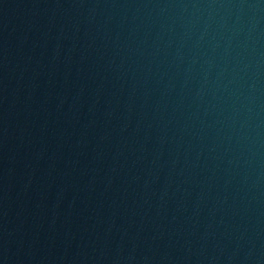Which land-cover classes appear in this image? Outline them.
<instances>
[{
	"label": "water",
	"instance_id": "obj_1",
	"mask_svg": "<svg viewBox=\"0 0 264 264\" xmlns=\"http://www.w3.org/2000/svg\"><path fill=\"white\" fill-rule=\"evenodd\" d=\"M0 264H264V0H0Z\"/></svg>",
	"mask_w": 264,
	"mask_h": 264
}]
</instances>
